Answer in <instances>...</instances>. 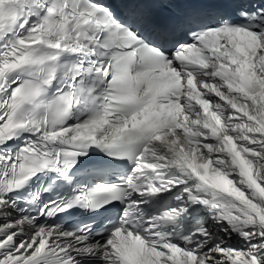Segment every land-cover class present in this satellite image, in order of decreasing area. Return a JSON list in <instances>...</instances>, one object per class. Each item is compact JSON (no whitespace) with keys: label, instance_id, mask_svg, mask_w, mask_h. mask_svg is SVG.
Masks as SVG:
<instances>
[{"label":"snow or ice","instance_id":"snow-or-ice-1","mask_svg":"<svg viewBox=\"0 0 264 264\" xmlns=\"http://www.w3.org/2000/svg\"><path fill=\"white\" fill-rule=\"evenodd\" d=\"M0 264H264V0H0Z\"/></svg>","mask_w":264,"mask_h":264}]
</instances>
